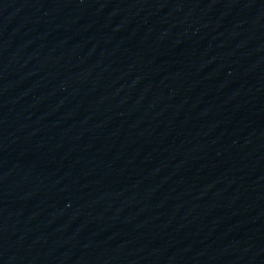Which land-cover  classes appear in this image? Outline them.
<instances>
[{"label": "water", "instance_id": "95a60500", "mask_svg": "<svg viewBox=\"0 0 264 264\" xmlns=\"http://www.w3.org/2000/svg\"><path fill=\"white\" fill-rule=\"evenodd\" d=\"M0 264H264V0H0Z\"/></svg>", "mask_w": 264, "mask_h": 264}]
</instances>
